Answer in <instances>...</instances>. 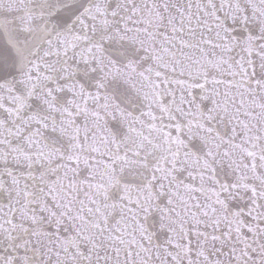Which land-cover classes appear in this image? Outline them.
Here are the masks:
<instances>
[{
    "label": "snow or ice",
    "instance_id": "6c2138e0",
    "mask_svg": "<svg viewBox=\"0 0 264 264\" xmlns=\"http://www.w3.org/2000/svg\"><path fill=\"white\" fill-rule=\"evenodd\" d=\"M0 264H264V0H0Z\"/></svg>",
    "mask_w": 264,
    "mask_h": 264
}]
</instances>
